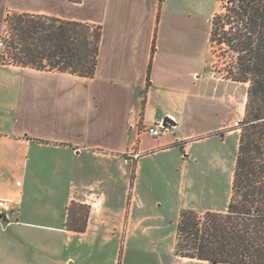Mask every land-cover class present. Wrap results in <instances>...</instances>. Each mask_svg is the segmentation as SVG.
I'll use <instances>...</instances> for the list:
<instances>
[{
  "label": "crops",
  "instance_id": "1",
  "mask_svg": "<svg viewBox=\"0 0 264 264\" xmlns=\"http://www.w3.org/2000/svg\"><path fill=\"white\" fill-rule=\"evenodd\" d=\"M217 12L186 15L166 0H0V32L14 13L103 29L94 78L0 62V199L11 201L7 219H0V264H80L83 251L74 252V239L117 240L107 262L88 254L93 264H211L176 255L177 222L170 237L148 236L153 225L135 222L132 206L146 158L179 149L183 160L195 142L208 139L203 134L220 136L222 144L240 134L232 127L244 117L248 84L208 71L206 16L212 25ZM202 104L218 105L215 127L204 132L195 129ZM166 117L174 125L160 138L145 132ZM120 181L124 199L117 195ZM74 202L90 207L84 233L66 227ZM137 227L138 239L147 241L138 248L129 246Z\"/></svg>",
  "mask_w": 264,
  "mask_h": 264
},
{
  "label": "trees",
  "instance_id": "2",
  "mask_svg": "<svg viewBox=\"0 0 264 264\" xmlns=\"http://www.w3.org/2000/svg\"><path fill=\"white\" fill-rule=\"evenodd\" d=\"M6 23V58L38 71L94 78L103 29L48 16L12 14ZM210 46L226 52L222 78L248 84L245 114L225 212L181 210L176 255L211 264H264V0H226L211 25ZM183 151V146H181ZM68 210V230L84 233L90 207Z\"/></svg>",
  "mask_w": 264,
  "mask_h": 264
},
{
  "label": "rangeland",
  "instance_id": "3",
  "mask_svg": "<svg viewBox=\"0 0 264 264\" xmlns=\"http://www.w3.org/2000/svg\"><path fill=\"white\" fill-rule=\"evenodd\" d=\"M225 1L226 0H166L168 6L171 7L176 4L179 10H183L186 15L189 13H200L202 15L205 11L208 13L214 8L219 11ZM206 23L209 24L211 29V21H209L208 16H206ZM185 27L188 28V24H186ZM6 30L5 25L2 32H0V43L5 40ZM3 52L4 46L0 45V55ZM225 54L226 52L223 50L219 48L212 50L211 46L208 45V71L210 72V76L221 79L222 81L225 79L222 78L219 71L230 63V60L224 57ZM237 87L239 88H235L234 92L237 91V96H239V89L241 86L239 85ZM216 112H218V105H209L208 107L203 105L200 108L201 116L195 121V129L199 127L200 131L204 132L214 128L218 119L215 115ZM186 127H188V125ZM235 128L236 125L232 127V129ZM183 133L186 132L183 131ZM213 134L214 133L209 132L201 135L199 138L208 139L195 142L191 146L189 154H187L190 155V157L185 156L183 160L180 150L177 149L166 154L164 153L157 158H146L142 162V170L137 177L138 186L136 193L134 189H132V192H134L136 196V201L133 203L132 207H134L133 214L135 222L144 220L148 222V224L153 225V230L148 236H169V232H172L175 228V222L178 224V215H180L179 212L181 208H221L227 207L229 204L233 172L238 153L239 134L234 131L232 136L227 138V144H222L219 140L220 136L217 138L214 137ZM91 170L93 169L91 168ZM117 191L119 198L122 197V199H124L125 189L123 181H120ZM74 203L73 208H81L80 211H82L80 205L84 204L80 202ZM129 205L128 202L127 207H129ZM122 207H126L124 203H122L120 207L121 210ZM117 208L118 207H115V209ZM56 214L57 219V216L62 215L63 211L59 209V211H56ZM130 219L132 218L128 217L127 212L125 221L127 222ZM127 229L126 224H123L122 231L126 232ZM140 229H138V227L135 229L136 234L134 233L131 237L129 246L135 245L138 248L140 247L139 244L145 245V243H147L144 238L138 239L141 236L139 233ZM117 247V240L115 244H108L103 240H100L97 244L81 243L79 239H74L73 241L74 252L78 251L80 254L83 251L80 264H93V261H96L90 260V258L88 259V254L93 255L95 259L102 256L103 260L107 262L109 258H112Z\"/></svg>",
  "mask_w": 264,
  "mask_h": 264
},
{
  "label": "built area",
  "instance_id": "4",
  "mask_svg": "<svg viewBox=\"0 0 264 264\" xmlns=\"http://www.w3.org/2000/svg\"><path fill=\"white\" fill-rule=\"evenodd\" d=\"M12 14H8L10 16ZM0 45L4 46V52L1 53L0 56L7 57L5 54V49H6V35H5V40L4 42H1ZM146 133L149 135L153 136L154 138H160L164 133L167 131V129L163 126V123H157L153 126L145 127ZM10 200L7 199H0V219H7L9 212L11 211L10 207ZM7 226L10 225V222H7Z\"/></svg>",
  "mask_w": 264,
  "mask_h": 264
},
{
  "label": "water",
  "instance_id": "5",
  "mask_svg": "<svg viewBox=\"0 0 264 264\" xmlns=\"http://www.w3.org/2000/svg\"><path fill=\"white\" fill-rule=\"evenodd\" d=\"M241 122V121H240ZM239 122V124H240ZM174 125V122L172 121L171 118L169 117H166L163 121V126L166 128V129H169L170 127H172Z\"/></svg>",
  "mask_w": 264,
  "mask_h": 264
}]
</instances>
